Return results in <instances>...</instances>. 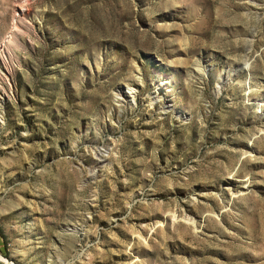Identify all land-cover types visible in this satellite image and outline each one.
<instances>
[{
    "label": "rangeland",
    "instance_id": "1",
    "mask_svg": "<svg viewBox=\"0 0 264 264\" xmlns=\"http://www.w3.org/2000/svg\"><path fill=\"white\" fill-rule=\"evenodd\" d=\"M0 256L264 264V0H0Z\"/></svg>",
    "mask_w": 264,
    "mask_h": 264
},
{
    "label": "bare ground",
    "instance_id": "2",
    "mask_svg": "<svg viewBox=\"0 0 264 264\" xmlns=\"http://www.w3.org/2000/svg\"><path fill=\"white\" fill-rule=\"evenodd\" d=\"M249 68H250V64H247V67L245 69L250 72L251 68H250V70H249ZM129 90L131 91V89H129ZM130 94H132V93H130ZM131 97H132V95H131ZM135 102H136L135 99H131V103H134L135 104ZM171 218H172L173 222H176V221L179 220V216H177L175 213L172 215ZM183 220H185L186 222H188L189 224H191V226L194 227L195 229L198 228L196 222L194 220H192V219L187 218L185 215L182 216V221ZM0 258H2V257L0 256Z\"/></svg>",
    "mask_w": 264,
    "mask_h": 264
}]
</instances>
